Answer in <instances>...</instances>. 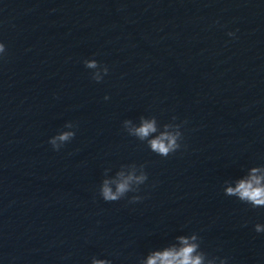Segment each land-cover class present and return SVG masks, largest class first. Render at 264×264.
Listing matches in <instances>:
<instances>
[{
    "label": "clouds",
    "instance_id": "1",
    "mask_svg": "<svg viewBox=\"0 0 264 264\" xmlns=\"http://www.w3.org/2000/svg\"><path fill=\"white\" fill-rule=\"evenodd\" d=\"M229 36H234V33L229 32ZM6 52L5 45L0 43V55ZM86 67L89 69L98 67L95 60H89L85 62ZM107 72V69H105ZM95 81H99L100 77L94 76ZM105 99H108L106 96ZM130 123V122H126ZM67 128H72V124L68 123L65 125ZM167 127V126H166ZM156 126L154 120H144L139 127L132 130L133 134L140 137L141 139L147 138L150 134L156 132ZM75 136L73 131H64L57 136L52 137L49 143L54 150H59L63 144L72 140ZM181 133L179 131L173 133L165 131L161 133L157 138L149 141L150 147L156 153L168 156L171 152H176L180 149L181 145L177 142L180 138ZM120 179L116 181V190L113 192L112 188L109 187V181H105L102 188V195L107 201H115L119 199L126 191L129 190L130 182L133 180L143 181L144 176L135 177L128 175L124 177L123 174H119ZM226 194L229 196H237L241 201L249 203L253 208L264 207V170L260 168H253L249 175L245 178L240 179L235 187H227ZM257 233L264 232V228L259 223L255 226ZM196 237L191 238L180 237L179 241L182 245L178 249L173 247L166 249L162 252H155L146 261V264H204L205 257L202 254H197L198 245L194 242ZM93 264H108L107 261L94 260ZM208 264H215L214 259H210ZM221 264H225L221 261Z\"/></svg>",
    "mask_w": 264,
    "mask_h": 264
}]
</instances>
